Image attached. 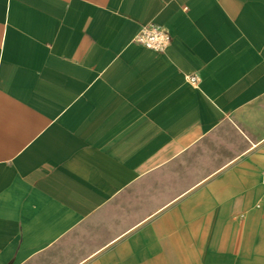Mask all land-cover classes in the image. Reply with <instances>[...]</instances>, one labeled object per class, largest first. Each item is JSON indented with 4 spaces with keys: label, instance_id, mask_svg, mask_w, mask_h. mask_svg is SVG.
I'll list each match as a JSON object with an SVG mask.
<instances>
[{
    "label": "crops",
    "instance_id": "1",
    "mask_svg": "<svg viewBox=\"0 0 264 264\" xmlns=\"http://www.w3.org/2000/svg\"><path fill=\"white\" fill-rule=\"evenodd\" d=\"M0 264H264V0H0Z\"/></svg>",
    "mask_w": 264,
    "mask_h": 264
},
{
    "label": "built area",
    "instance_id": "2",
    "mask_svg": "<svg viewBox=\"0 0 264 264\" xmlns=\"http://www.w3.org/2000/svg\"><path fill=\"white\" fill-rule=\"evenodd\" d=\"M134 40L147 48L162 52L170 44L171 35L164 26L156 23H149L140 28ZM189 81L192 84H196L198 82V76H190Z\"/></svg>",
    "mask_w": 264,
    "mask_h": 264
}]
</instances>
